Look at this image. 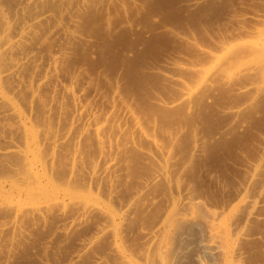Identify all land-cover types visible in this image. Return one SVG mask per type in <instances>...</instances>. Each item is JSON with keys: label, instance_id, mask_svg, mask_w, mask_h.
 <instances>
[{"label": "rangeland", "instance_id": "obj_1", "mask_svg": "<svg viewBox=\"0 0 264 264\" xmlns=\"http://www.w3.org/2000/svg\"><path fill=\"white\" fill-rule=\"evenodd\" d=\"M261 73L264 0H0V264H123L102 212L127 206L121 241L161 264L141 231L187 194L227 217L256 199L237 264H264Z\"/></svg>", "mask_w": 264, "mask_h": 264}, {"label": "bare ground", "instance_id": "obj_2", "mask_svg": "<svg viewBox=\"0 0 264 264\" xmlns=\"http://www.w3.org/2000/svg\"><path fill=\"white\" fill-rule=\"evenodd\" d=\"M262 74L264 73H261V75ZM261 78L264 80L263 77ZM0 102L9 103L10 100L6 96H0ZM13 113L14 115L18 114L16 111ZM95 115L93 114L94 117H96ZM101 130L102 128H97V138L101 146V150L105 155V153H107V145H109V142L104 139L102 135L103 131ZM114 148H116V146ZM110 152L111 153L109 154L114 153L113 150ZM27 156L29 155L27 154L26 158ZM26 158L25 160L27 161ZM108 159L109 171L114 176V173H116L117 170V160L112 157ZM27 167V174L30 177L34 178V176H37V174L34 173V168L31 167L30 162L27 164ZM161 175L162 173L156 175L152 179V183L157 181ZM147 187H149V183H143L141 190L138 191V193L136 192V196L133 200L142 196V193L147 189ZM263 195L264 193L261 194V196ZM256 204H258L256 199L249 198L242 202V207L245 209L246 213H243L241 209H237L227 217L225 214H221V212L218 213L211 211V209L209 210V208L207 209L206 206H204L205 204H202L201 201L199 202L195 198L191 197V195L187 194L179 209L171 213L164 223L158 225L152 230L141 231V237L145 244H147L145 253L141 254V256L149 263L153 254H155L161 264H174V260L178 258L180 253V245L184 240H186L184 230L188 227H195L202 230L201 232L203 236L200 242H198L199 255H197L196 258L197 264H237L239 263L237 246L246 239L243 231L249 220L254 217L252 210L255 209L254 207ZM76 211L81 217L88 215V211L86 209H78ZM102 214L110 223V225L103 230V233H108L115 239V245L113 248L115 255L123 264H140L133 252L128 250L121 241V228L124 224L123 222H125L131 215V206H127L122 210H108V212H102ZM38 215L41 216L42 214L39 213ZM208 257H210L213 261H208ZM102 263L103 261L99 260L97 264Z\"/></svg>", "mask_w": 264, "mask_h": 264}]
</instances>
